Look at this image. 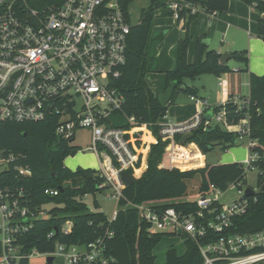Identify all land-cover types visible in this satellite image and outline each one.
<instances>
[{"label": "built area", "instance_id": "2783aa9c", "mask_svg": "<svg viewBox=\"0 0 264 264\" xmlns=\"http://www.w3.org/2000/svg\"><path fill=\"white\" fill-rule=\"evenodd\" d=\"M166 5L165 10L176 20L182 10L187 15L202 11L186 0H168ZM130 32V19L119 0H61L43 8L32 7L27 0H0V122H42L57 116L56 132L74 139L78 129L90 128L93 144L89 149L96 153L98 171L106 185L114 189L113 197L118 201L126 187L122 172L134 167L140 153L132 148L127 130L110 127L105 120L122 103L112 80L121 76L127 62ZM191 99L207 105L194 95ZM228 102L235 103L246 115L237 122L230 119ZM249 104V95L233 96L210 110L211 119L234 132L238 142L249 138L248 156L241 163L246 175L248 169H257L262 176L258 187H251L256 194L250 197L256 200V195L264 191V147L251 136ZM204 110L184 123L160 121L161 137L168 142L163 160L177 165L178 148L183 145L176 139L193 133L201 124ZM16 159L0 147V174ZM14 168L22 175L31 174L28 166ZM230 185L238 186L241 194L231 203H221L219 196L224 191L210 183L196 199H186L195 203L194 211L164 206L165 200H145L134 206L150 233L194 240L203 257L201 264L260 263L264 261V227L247 232L233 230L235 219L248 212L250 197L245 194L248 187L243 189L241 182ZM45 193L54 196L59 190L48 188ZM27 202L22 188L0 186V264H19L26 254L16 243L17 238L29 231L36 218L48 216L45 205L34 209ZM117 213L118 209L109 220L116 219ZM72 226V221H67L63 230L68 233ZM54 233L51 231L48 237ZM33 253L39 252L33 248L27 256L31 258ZM42 254L45 264L50 256L51 264H116L105 254L102 239L87 245L60 242Z\"/></svg>", "mask_w": 264, "mask_h": 264}, {"label": "trees", "instance_id": "16d2710c", "mask_svg": "<svg viewBox=\"0 0 264 264\" xmlns=\"http://www.w3.org/2000/svg\"><path fill=\"white\" fill-rule=\"evenodd\" d=\"M35 8H43L59 3L61 0H27ZM121 6L130 19V5L133 0H119ZM163 0H150L147 8L141 12L138 23L131 22V32L128 37L127 62L122 67L119 78L112 80L113 87L122 96L120 107L111 110L106 118L108 126L127 130V138L135 151H141V132L146 134L143 139L146 146L144 153L130 173L134 181L126 186L123 195L118 201V213L116 219L110 221L103 211L92 210L84 201L86 194H93L94 206L100 207L96 194L104 191L108 185L105 178L100 175L98 169L77 167L70 169L64 163L68 156H74L79 148L73 145L74 136L65 137L56 132L58 117L52 116L42 122H0V147L7 154H14L17 159L9 164L0 174V186L22 188L27 195L28 204L34 209L48 203L62 204L47 210V217L36 218L33 226L19 236L16 243L21 246L26 254L19 264H30L27 254L35 248L39 253L50 252L57 243H73L87 245L102 239L105 254L113 258L116 264H201L203 257L197 243L185 238L186 250L179 254L175 247L166 252L165 263H159L155 250L164 234L150 233L147 226L140 221L139 213L134 204L145 200H167L186 196L187 180L196 175L202 178L201 189L209 187L210 183L226 191L231 183L246 182V173L241 162L206 164L203 167L181 170L179 168H165L160 162L165 153L167 141L161 137L160 120L166 115L169 106L175 104L180 91L196 96L198 88L188 84L187 80H195L202 74L221 75L232 71L228 63L221 61L223 53L216 49H209L203 42L205 35L197 38L195 56L192 62L188 61V50L192 39L188 24L185 36L172 47L171 54L174 65L171 69L162 71L157 61L158 46L163 41L165 31H155L153 28L155 11L162 5ZM201 8L202 11L220 16L228 12L230 0H186ZM248 5H256L258 13V36L264 41V0H242ZM164 5V4H163ZM165 3V7H166ZM172 15L171 12H167ZM200 11L187 15V11L180 12L182 18L188 17L193 21ZM231 59L241 62L242 71H249V50H234ZM154 72H164L166 76V88L171 82L176 81L171 102L163 104L159 99V93L153 91L148 83L147 75ZM250 79V104L247 113L250 116L251 136L257 139L264 147V74L258 75L251 72ZM233 97V96H232ZM228 116L237 122L246 114L237 110L233 102L227 103ZM211 106L205 108L201 124L193 131L194 137L189 143H196L205 154L214 148L216 144H223L224 149L235 146L238 136L234 132L223 129L220 125L212 126L207 123L206 114ZM219 107H215L217 110ZM134 116L135 120L130 118ZM146 127L151 130L152 136ZM260 151L262 148L257 147ZM145 160V170H139L142 161ZM15 165L29 167L30 175L20 174ZM182 168H193L180 165ZM264 168V163L262 164ZM143 171V172H142ZM142 172V173H141ZM138 173V174H137ZM139 173L141 175L139 176ZM138 175V176H137ZM262 176H258L260 182ZM48 188L59 190L58 195L45 193ZM250 197L248 212L235 219L233 230L240 232L254 231L264 227V191ZM164 206H174L185 211L196 210L194 202L181 199L171 200ZM67 221H72L70 232L63 228ZM57 229V230H56ZM54 230V235L48 234ZM111 232L112 234H110ZM0 240V254L2 253Z\"/></svg>", "mask_w": 264, "mask_h": 264}, {"label": "rangeland", "instance_id": "374dc122", "mask_svg": "<svg viewBox=\"0 0 264 264\" xmlns=\"http://www.w3.org/2000/svg\"><path fill=\"white\" fill-rule=\"evenodd\" d=\"M199 1H204V0H199ZM232 1H233V4H239L241 10L248 13L249 6L245 2H243L242 0H232ZM167 2L168 0H163L162 5L156 9L153 28L155 31L170 30L168 34L173 33L174 31L179 32L181 30V27L178 29V27L180 26V23H178L175 19H173L171 15L168 14L167 11L165 10L166 9L165 3L167 4ZM149 4H150V0H133L132 4L130 5L131 22L133 24H136L139 22L142 10L144 8H147ZM167 35L165 34V38ZM159 51H161V48H159ZM170 53L171 51L168 53V55H170ZM166 60H168V58L167 56H165V54L160 59L159 58L157 59L159 65L162 67L161 68L162 70L171 69V68H165ZM163 73L164 72H154L149 75L148 81L153 87H155L159 81L161 82L165 80V76H164L165 74ZM188 81L190 83L193 82L191 80H188ZM194 82H195L194 84L197 85L199 88H203V90L201 89L203 92H205L204 87L206 86V89H207L206 93H209L210 95H215V90L218 87L217 80L215 79V74L213 75L210 73L202 74V76H200ZM210 89L212 91H210ZM206 93L205 95L208 96V94ZM180 102H186V103L190 102L189 94L185 93L184 91H180L178 93L175 103H180ZM171 107L172 106H169L166 115L163 117L164 123L169 121L168 119H170L169 116H171L170 114H172ZM194 117L195 116H193L192 118ZM174 118H175V122L178 124L183 122V121H179L177 117H174ZM209 125L216 126L218 125V123L215 119H211L209 122ZM146 129H147V132L152 136L151 130H149L148 128ZM145 134L146 132L143 130L141 132L142 144H141V147L139 148V150H141L139 151V153H144L143 149L147 147L145 145L146 142L143 139ZM91 135H92L91 129L87 127L80 128L76 131V139L73 141V145L77 146V148H79V151L74 156H68L65 159L64 163L67 167H69L72 170H75L77 167L95 168V169L99 168V160H98L96 153L93 150L89 149V147L93 144ZM249 141H250L249 138L246 137L243 140L239 141L235 146H231L227 149H224L223 144H216L213 149L205 153V157L203 153L199 149L196 148L195 144H188L189 143L188 142L186 145H183L182 147L180 146L178 148L180 156H179V162L177 163V165H170V163L168 162V159L163 160L162 158L160 162V166L161 167L166 166L165 168H170V169L179 168L181 170H189V169L203 167L204 159L206 160L205 161L206 164L208 163L212 165L226 163L225 161H228L231 158L234 159L233 162H241L244 159H246L248 156ZM176 142L179 145L180 140L176 139ZM180 165L186 166V167H193V168L185 169V168H182ZM142 168H143V171L146 168L145 160L142 161V165L139 168V170ZM141 173H139V176L141 175ZM258 174H259V171L257 169H253V170L248 169L247 175H246V182L243 184L242 188L246 189L249 186L253 188H257L258 187ZM201 184H202V178L198 174L194 176L193 178L187 180L188 189H187L186 196L182 198H176V199H173V198L167 199L165 201L166 202H170L171 200L179 201L181 199L185 200L187 198L196 199L198 197L197 193L203 190L201 189ZM114 193L115 191L111 187H107L104 191L98 192L96 194V199L98 200L100 204L99 208H96L94 206L95 196L93 194L87 195L85 201L92 208V210L103 211L107 215V217L111 219L114 216V211L119 208L118 199L113 197ZM240 197H241V194L239 193V187L236 185H229L227 190L224 191L221 196H219V200L221 203L226 204V203H231L232 201L237 200ZM55 206L62 207V204L58 205L55 203H48L45 205V208L48 210ZM1 222L2 221L0 218V223ZM171 247H175L179 254H183L186 250V243L179 235H168V234L164 235L155 250L157 262L165 263L166 252ZM60 259L61 258H57V260H60ZM30 264H45V256L42 253H33V255L30 258ZM257 264H264V261L257 263Z\"/></svg>", "mask_w": 264, "mask_h": 264}, {"label": "crops", "instance_id": "0c3cea01", "mask_svg": "<svg viewBox=\"0 0 264 264\" xmlns=\"http://www.w3.org/2000/svg\"><path fill=\"white\" fill-rule=\"evenodd\" d=\"M248 6L249 10L248 13H246L245 11L241 10L239 4H233V1L230 0L229 11L221 14L220 16H213L201 11L193 21L189 22L188 17H186L183 22H180L178 29L181 27V30L179 32L174 31L173 33L168 34L170 30H166V35H168L166 38L164 37L163 41L159 44L157 53V59H160L162 56H164V54L167 56L168 60H166L165 68H172L174 65V58L172 57L171 53V56L168 55V53L171 51V48L177 43V41L185 36L186 29L184 28V25L186 24H188L189 31L192 36L188 50L189 62L194 60L197 38L201 35H205L203 40L208 42L207 46L209 49H216L221 53H231L234 50L248 48L250 56L249 71H242L241 68L243 64L234 59H230L228 64L232 68V71L222 73L221 75H215V79L217 80L218 84V87L215 90V95L206 93V86L204 87L205 92H203V88H199L194 84V81H196L202 75L197 77L195 80H191L193 81L192 83L187 80L188 84L194 85L198 88V94L196 97L203 99L207 105L201 106L195 100H192L191 96L189 95L190 102H180L171 105L172 114L170 115L172 117L169 116L170 119L168 120L175 122L174 117H177L179 121H183L182 123H184L188 120H191L193 116H195L201 110L207 108V106L222 104L232 96L250 95L249 74L251 72L258 75L264 74V41L258 36V13L251 5ZM171 17L175 19L172 15ZM159 48H161V51H159ZM159 67L160 69L162 68L160 65ZM150 74L152 73L147 75V80ZM148 83L154 92H162L166 89V76L165 80L161 82L159 81L155 87H153L149 81ZM210 91L212 90L210 89ZM205 93L208 94V96L205 95ZM209 112H211V110ZM163 119L164 118H162L160 121L163 122ZM192 144H195L196 148L200 150L196 143L192 142ZM203 155L205 157V154ZM233 160L234 159L231 158L225 162L229 163L233 162ZM205 161L206 160L204 159L203 166L206 164Z\"/></svg>", "mask_w": 264, "mask_h": 264}, {"label": "water", "instance_id": "95a60500", "mask_svg": "<svg viewBox=\"0 0 264 264\" xmlns=\"http://www.w3.org/2000/svg\"><path fill=\"white\" fill-rule=\"evenodd\" d=\"M203 42L207 45L208 42H206V40H203ZM231 59V54L229 52H224L221 58V61L223 63H228V61ZM176 85L177 82L173 81L170 83V85L162 92H159V99L163 104H168L169 102H171V99L173 97L174 91L176 89ZM206 118L208 120L211 119V112H208L206 114ZM194 137V133H187L185 134L182 139L180 140V143L182 145H186L192 138ZM122 176H123V180L125 182V185L128 186L129 184H131L134 181V176L130 173V170H124L122 172ZM262 189L264 190V185L262 186ZM246 196H253L256 194V191L251 188L248 187L246 189ZM57 230V229H56ZM53 261V257L50 256L47 258V264H51Z\"/></svg>", "mask_w": 264, "mask_h": 264}]
</instances>
